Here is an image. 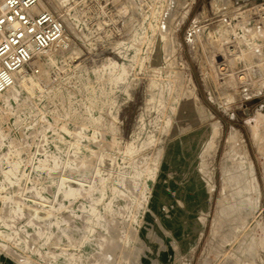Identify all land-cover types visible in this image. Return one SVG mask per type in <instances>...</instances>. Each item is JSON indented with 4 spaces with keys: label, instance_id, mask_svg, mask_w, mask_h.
Masks as SVG:
<instances>
[{
    "label": "rangeland",
    "instance_id": "rangeland-1",
    "mask_svg": "<svg viewBox=\"0 0 264 264\" xmlns=\"http://www.w3.org/2000/svg\"><path fill=\"white\" fill-rule=\"evenodd\" d=\"M263 1L38 0L64 33L0 92V264H264Z\"/></svg>",
    "mask_w": 264,
    "mask_h": 264
},
{
    "label": "built area",
    "instance_id": "built-area-1",
    "mask_svg": "<svg viewBox=\"0 0 264 264\" xmlns=\"http://www.w3.org/2000/svg\"><path fill=\"white\" fill-rule=\"evenodd\" d=\"M37 1L0 0V92L13 83L15 73L35 52L63 36L58 17L46 10L33 11ZM252 15V23L262 31L264 62V1L252 7Z\"/></svg>",
    "mask_w": 264,
    "mask_h": 264
},
{
    "label": "crops",
    "instance_id": "crops-1",
    "mask_svg": "<svg viewBox=\"0 0 264 264\" xmlns=\"http://www.w3.org/2000/svg\"><path fill=\"white\" fill-rule=\"evenodd\" d=\"M181 209L182 211H184L182 207L177 206L174 209L175 212L166 219L167 221H165L166 224L168 225L167 227H169L170 230L175 234H178L180 232V225L178 219H179V215L182 213ZM177 210H180V212Z\"/></svg>",
    "mask_w": 264,
    "mask_h": 264
},
{
    "label": "bare ground",
    "instance_id": "bare-ground-1",
    "mask_svg": "<svg viewBox=\"0 0 264 264\" xmlns=\"http://www.w3.org/2000/svg\"><path fill=\"white\" fill-rule=\"evenodd\" d=\"M35 7H36V5L35 6H33V11L34 12H38L39 10H37V11H35ZM41 11V10H40ZM254 27H252L251 28V30L253 29ZM250 30V31H251ZM256 30V29H255ZM249 31V30H248ZM254 31V30H253ZM251 32L250 33V37H255V35H257V34H255L254 32ZM256 32H258V34H259V30H257ZM248 35H247V37H248ZM62 38V37H61ZM61 38L60 39H58L57 41H59V40H61ZM257 38V37H256ZM259 38V37H258ZM251 39V38H250ZM247 40V39H246ZM56 41V42H57ZM250 42H251V40H250ZM250 42H249V44H250ZM252 43V42H251ZM255 44V43H254ZM251 45V44H250ZM251 47V46H250ZM45 50V49H44ZM44 50H41V51H39V52H35L32 56H31V58L27 61V63L32 67V69H33V67H35L37 64H39V58H38V56H36L37 55V53H40V52H42V51H44ZM40 66V65H39ZM38 67V66H37ZM22 68H23V66L22 67H20L19 69H18V71L19 72H22ZM36 68V67H35ZM17 71V72H18ZM23 75V74H22ZM22 79V78H21ZM14 82V81H13ZM15 84V83H14ZM12 85V84H11ZM213 135V134H212ZM212 137V136H211ZM230 137V136H229ZM229 137H228V139H229ZM210 142V141H209ZM172 147H174V145L172 146ZM202 156V155H201Z\"/></svg>",
    "mask_w": 264,
    "mask_h": 264
}]
</instances>
